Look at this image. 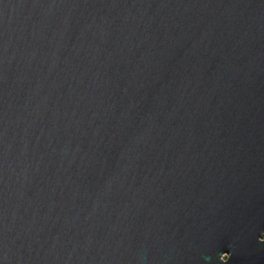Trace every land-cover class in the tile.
Returning a JSON list of instances; mask_svg holds the SVG:
<instances>
[{
    "label": "water",
    "instance_id": "95a60500",
    "mask_svg": "<svg viewBox=\"0 0 264 264\" xmlns=\"http://www.w3.org/2000/svg\"><path fill=\"white\" fill-rule=\"evenodd\" d=\"M264 0H0V264H264Z\"/></svg>",
    "mask_w": 264,
    "mask_h": 264
},
{
    "label": "flooded vegetation",
    "instance_id": "af4514ba",
    "mask_svg": "<svg viewBox=\"0 0 264 264\" xmlns=\"http://www.w3.org/2000/svg\"><path fill=\"white\" fill-rule=\"evenodd\" d=\"M261 240L262 241H264V235H263V237L261 238ZM223 255H225V256H223ZM220 258H221V260L223 261V260H225V261H227L228 260V257L226 256L227 254H223Z\"/></svg>",
    "mask_w": 264,
    "mask_h": 264
},
{
    "label": "clouds",
    "instance_id": "9594fccd",
    "mask_svg": "<svg viewBox=\"0 0 264 264\" xmlns=\"http://www.w3.org/2000/svg\"><path fill=\"white\" fill-rule=\"evenodd\" d=\"M262 242H264V241H262ZM223 256H225V255H223ZM226 256L228 257V255H226ZM228 258H229V257H228ZM223 262H225V264H226L227 261L223 260Z\"/></svg>",
    "mask_w": 264,
    "mask_h": 264
}]
</instances>
